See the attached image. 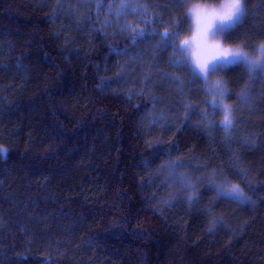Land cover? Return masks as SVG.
Wrapping results in <instances>:
<instances>
[{
  "label": "trees",
  "instance_id": "trees-1",
  "mask_svg": "<svg viewBox=\"0 0 264 264\" xmlns=\"http://www.w3.org/2000/svg\"><path fill=\"white\" fill-rule=\"evenodd\" d=\"M111 2L0 0V264H264V78L248 103L227 101L242 121L229 142L182 107L205 109L204 85L170 66L172 48L122 30L189 38L177 0H141L150 26L109 17ZM247 3L230 43L264 39V0ZM219 76L236 94L249 82L242 67ZM165 153L193 182L223 166L253 203L218 199L205 181L187 204Z\"/></svg>",
  "mask_w": 264,
  "mask_h": 264
},
{
  "label": "snow or ice",
  "instance_id": "snow-or-ice-1",
  "mask_svg": "<svg viewBox=\"0 0 264 264\" xmlns=\"http://www.w3.org/2000/svg\"><path fill=\"white\" fill-rule=\"evenodd\" d=\"M177 3L178 7L184 10L186 21H190L194 29L189 38L180 39L179 31L166 30L159 33L152 28L150 32H146L143 28L129 23H125L122 30H127L132 34L133 43L149 38H159L166 47L172 48L173 54L179 58L170 61V66L180 71H190L192 77L204 85L203 95L206 98L202 103L207 107L203 110L193 108L187 99L182 101V107L191 110L193 114L199 112L204 121L202 126L209 129H222L227 133L226 139L231 142L232 133L237 130V125L242 121L237 116L239 109L227 101L235 95L240 101L248 103L252 84L258 82L257 76L264 78V39L229 42L237 36L248 17L247 0H215L214 3H208L206 0H177ZM104 7L103 3L96 4L97 16H99V9ZM107 9V15L114 16L117 21L127 15H138L141 23L148 26L153 23L148 18L149 5L142 3L141 0H113L107 4ZM111 22L110 19H105L104 24L109 25ZM174 24L177 29L182 28L178 21H174ZM164 27L167 29L169 26L165 25ZM261 35L264 36V33ZM177 40H179V44L176 43ZM17 67H21V65H17ZM237 67L244 68L249 78V82L245 84L239 94L231 92L228 81L218 75L234 71ZM160 75L163 76L164 73H160ZM213 77L216 78L213 79ZM165 78L178 85L179 95L183 96L186 90L185 81L179 76L168 75ZM216 115L221 117L218 124H214L210 119L211 116ZM165 154L169 156L165 170L172 173L181 184L182 195H184L187 204L199 205L202 202L198 189L205 181L209 185L206 191H215L218 199H227L241 205L253 203L251 197L244 192L240 185L233 183L228 178L222 170L223 166H221V170L214 171L203 179H196L193 182L191 175L177 174V169L183 167V163L172 161L171 154ZM0 155L7 156V149L0 146ZM230 155L238 157L239 153H230ZM234 163L238 164V160ZM207 167L209 166L205 165L203 169L197 168L196 171H203ZM236 175L247 183V178L242 171L236 172ZM249 189L252 190L250 185ZM206 212L209 216L213 215L211 209H207ZM213 223H215V219Z\"/></svg>",
  "mask_w": 264,
  "mask_h": 264
},
{
  "label": "rangeland",
  "instance_id": "rangeland-1",
  "mask_svg": "<svg viewBox=\"0 0 264 264\" xmlns=\"http://www.w3.org/2000/svg\"><path fill=\"white\" fill-rule=\"evenodd\" d=\"M193 31H194V29H193ZM193 31H192V34H193ZM192 34H191V35H192ZM220 74H221V73H220ZM220 74H218V75H220ZM213 78L215 79L216 77H213ZM176 181H177V180H176ZM177 183H178V181H177Z\"/></svg>",
  "mask_w": 264,
  "mask_h": 264
}]
</instances>
